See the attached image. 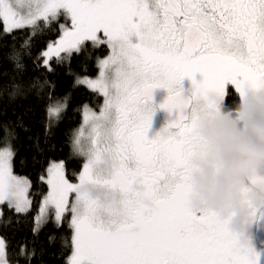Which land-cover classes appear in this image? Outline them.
Returning <instances> with one entry per match:
<instances>
[{"label": "snow or ice", "instance_id": "1", "mask_svg": "<svg viewBox=\"0 0 264 264\" xmlns=\"http://www.w3.org/2000/svg\"><path fill=\"white\" fill-rule=\"evenodd\" d=\"M22 29L58 32L37 57L46 72L87 52L89 43L110 49L98 60V78L77 77L73 85L104 98L99 114L85 112L86 142L83 128L74 141L85 158L78 182L65 176L63 162L47 167V177L40 178L48 191L34 232L49 215L57 228L67 224V264H261L248 238L230 233L207 210L193 215L187 198L190 160L203 150L194 135L195 102L208 94L229 102V85L241 97L264 91V0H0V33ZM16 68L22 72L24 65L17 62ZM186 77L194 86L188 100L180 87ZM15 87L13 96L23 94ZM157 88L168 92L161 109L190 108L191 114L149 140ZM62 108L50 107L49 114ZM35 147L43 151L38 139ZM12 157L9 142L0 149V204L7 201L26 214L31 185L13 175ZM258 182L264 178L254 177L252 183ZM61 241L62 254L69 241ZM34 254L27 253L29 264ZM0 264H11L2 237Z\"/></svg>", "mask_w": 264, "mask_h": 264}, {"label": "trees", "instance_id": "2", "mask_svg": "<svg viewBox=\"0 0 264 264\" xmlns=\"http://www.w3.org/2000/svg\"><path fill=\"white\" fill-rule=\"evenodd\" d=\"M55 38L58 32L32 35L31 29L15 30L10 35L0 33V149L10 142L12 173L29 181L28 198L32 201L26 214L16 213L7 204L1 206L0 237L6 241L11 264H29L27 253L31 250L35 254L30 264H67L72 234L67 224L57 228L49 215L47 222L33 231L42 197L48 191L40 177L41 174L47 177L46 169L51 163L63 162L65 176L71 182H78L85 158L75 151L74 141L79 134L83 110L100 107L104 99L86 85H73L77 77L96 79L98 60L108 55L107 46L93 48L89 43L85 46L87 52L75 54L64 65H54V72H46L43 58L37 57L46 50L49 40ZM17 62L24 65L22 72L16 68ZM17 85L23 94L13 96ZM57 105H63L60 113L50 115L49 108ZM86 137L87 134L82 138L85 142ZM37 139L42 152L35 147ZM62 236L68 239L69 245L61 254ZM50 238L54 239L50 242ZM21 248L24 255L20 254Z\"/></svg>", "mask_w": 264, "mask_h": 264}, {"label": "clouds", "instance_id": "3", "mask_svg": "<svg viewBox=\"0 0 264 264\" xmlns=\"http://www.w3.org/2000/svg\"><path fill=\"white\" fill-rule=\"evenodd\" d=\"M231 104L216 94L195 102L194 135L203 150L190 160L193 215L207 210L245 236L253 216L264 223V91H246ZM95 195V193H94Z\"/></svg>", "mask_w": 264, "mask_h": 264}, {"label": "flooded vegetation", "instance_id": "4", "mask_svg": "<svg viewBox=\"0 0 264 264\" xmlns=\"http://www.w3.org/2000/svg\"><path fill=\"white\" fill-rule=\"evenodd\" d=\"M195 81L197 83H199L203 78L202 76L197 73L196 76L194 77ZM181 89H182V98H184L185 100H188L191 98L192 96V93L194 91V86H193V82L192 80L188 79L187 77L184 78L182 81H181V85H180ZM161 93L163 94H166L168 95V92L163 89V88H157ZM228 90L233 94L230 101L228 102L229 104H231L232 102L236 101L238 99V95L235 93V90L234 88L229 85L228 86ZM165 102V101H164ZM164 102L158 104V105H155L152 103L153 107H155L157 110L155 111V114L153 115L152 117V122L155 123L156 125L159 126L160 129L164 128L166 126V124L163 122L162 118H161V115L164 113V109H161L159 106L161 104H163ZM100 107H97V108H92L90 109L91 111H100ZM188 112H187V116L190 117V114H191V109H187ZM87 111V109H86ZM173 111H176V110H173ZM147 138L149 140H152L153 139V130L151 128H149L148 132H147Z\"/></svg>", "mask_w": 264, "mask_h": 264}, {"label": "water", "instance_id": "5", "mask_svg": "<svg viewBox=\"0 0 264 264\" xmlns=\"http://www.w3.org/2000/svg\"><path fill=\"white\" fill-rule=\"evenodd\" d=\"M166 94L161 93L158 89H154L152 93V103L158 105L164 102L167 99ZM188 110H184L183 112L173 111L169 113L164 110V113L161 115L163 122L168 125L175 121L179 116L184 115L187 116ZM254 240L259 247H264V223L256 222L254 224Z\"/></svg>", "mask_w": 264, "mask_h": 264}, {"label": "rangeland", "instance_id": "6", "mask_svg": "<svg viewBox=\"0 0 264 264\" xmlns=\"http://www.w3.org/2000/svg\"><path fill=\"white\" fill-rule=\"evenodd\" d=\"M110 55V49H108V55L105 57V58H107L108 56ZM104 58V59H105ZM103 60V59H102ZM98 76H99V73H98V75L95 77V78H98ZM103 107V104L101 105V108ZM100 108V109H101ZM85 112H86V108H84V110H83V115L85 116ZM97 114H99V111H95ZM52 115H54V114H52ZM84 116H83V120H82V122H81V125L78 127V129L79 130H77V131H79L80 132V130L83 128L84 129V133L85 134H88V127H87V125L85 124V121H84ZM150 128L153 130V139L156 137V135L161 131V129L159 128V126L158 125H156L155 123H151V126H150ZM84 140V139H83ZM47 189H48V186H47ZM47 194V193H46ZM45 194V195H46ZM44 195V196H45ZM44 196L42 197V200H41V203L40 204H42V201H43V198H44ZM4 204H7L8 205V203H7V201L5 202V203H3V204H0V209H1V206L2 205H4ZM40 214V208H39V211H38V213H37V215L36 216H38ZM254 224L255 223H253L248 229H247V231H246V233H245V237L246 238H248L249 240H250V242H251V244H252V246H253V249H254V251H256L258 254H259V256H260V260H261V264H264V248H262V247H258L256 244H255V242H254V237H253V233H254ZM71 256V255H70ZM69 258V257H68Z\"/></svg>", "mask_w": 264, "mask_h": 264}]
</instances>
